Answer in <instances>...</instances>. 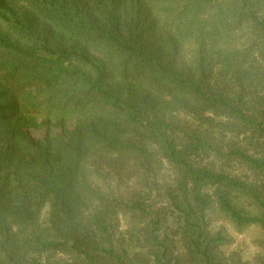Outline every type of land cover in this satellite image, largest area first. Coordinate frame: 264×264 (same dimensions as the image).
<instances>
[{
  "label": "trees",
  "instance_id": "1",
  "mask_svg": "<svg viewBox=\"0 0 264 264\" xmlns=\"http://www.w3.org/2000/svg\"><path fill=\"white\" fill-rule=\"evenodd\" d=\"M0 18V264L67 250L81 264H244L208 213L264 229V187L202 162L213 152L264 174V0H0ZM173 111L219 137L178 143ZM40 126L50 134L37 140ZM151 147L176 176L167 208L130 206L146 214L131 253L93 213L87 175L117 155L150 166Z\"/></svg>",
  "mask_w": 264,
  "mask_h": 264
},
{
  "label": "rangeland",
  "instance_id": "2",
  "mask_svg": "<svg viewBox=\"0 0 264 264\" xmlns=\"http://www.w3.org/2000/svg\"><path fill=\"white\" fill-rule=\"evenodd\" d=\"M0 23L3 26L5 24L1 18ZM258 108H262L261 104H258ZM171 113L172 115L168 113V116L173 129L177 132L178 143L185 144L188 135H192L196 131L206 132L215 140L219 137L220 129L217 127L212 129L213 127L201 123V120L186 112L173 111ZM71 125L72 123L69 126L72 127ZM55 132L59 131L53 130L51 136ZM30 133L37 140H42L50 134L43 126L32 128ZM225 140H234L236 144L244 142L243 137L234 138L230 132L225 133ZM226 144L224 142L222 145L225 150L227 149ZM151 152L154 162L150 166L146 165L139 157L117 155L97 159L98 161L93 160L94 164L89 167L87 175L89 183L95 190V194L92 193L93 199L89 200L93 213L101 214L106 220L107 227L112 231L118 247L128 249L131 253L140 249L138 241H141L140 236L144 229L143 226H145L146 214H140L132 210L130 206L141 201L147 213L151 212L152 214L160 207L167 208L166 190L169 185L174 183L176 176L172 167L161 158L155 147H151ZM212 153H208L209 157L205 155L202 163L215 166L231 175L264 187V174L250 171L236 161L226 162ZM237 202L245 211L251 214L258 213L256 204L248 197H239ZM90 212H92L91 209ZM208 220L212 234L223 233L231 240L223 247V252L231 258V261L254 264L264 258L263 228L253 225L245 229H237L232 221L218 209L217 205H214L208 213ZM173 226H175V221L170 217L169 223L162 230L163 237L174 239ZM177 246L180 247V244L177 243ZM42 261L45 264L49 262L53 264H81L77 254L71 250L45 255Z\"/></svg>",
  "mask_w": 264,
  "mask_h": 264
}]
</instances>
